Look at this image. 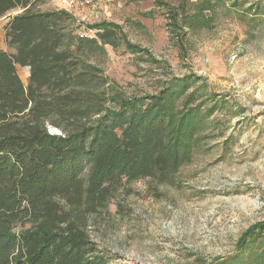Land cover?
<instances>
[{
    "label": "trees",
    "instance_id": "1",
    "mask_svg": "<svg viewBox=\"0 0 264 264\" xmlns=\"http://www.w3.org/2000/svg\"><path fill=\"white\" fill-rule=\"evenodd\" d=\"M43 1L0 0V19L19 11L3 27L8 50L0 48V264H107L87 232L91 217L123 185H173L194 152L223 135L212 122L228 102L194 75L126 97L88 60L115 26L92 25L95 38L81 39L73 16L40 12ZM181 8L168 18L183 35L212 29L221 12L248 25L264 20V0ZM17 66L29 69L25 86ZM236 243L210 264H264V221Z\"/></svg>",
    "mask_w": 264,
    "mask_h": 264
},
{
    "label": "rangeland",
    "instance_id": "2",
    "mask_svg": "<svg viewBox=\"0 0 264 264\" xmlns=\"http://www.w3.org/2000/svg\"><path fill=\"white\" fill-rule=\"evenodd\" d=\"M195 1L92 2L89 27L115 28L111 43L96 38L102 49L88 60L116 91L149 96L169 79L194 75L228 102L212 122L214 135H223L203 143L173 185H123L91 217L87 232L107 264H210L233 254L243 233L264 221V20L248 25L221 12L212 29L183 35L178 19L168 17ZM61 4L44 0L37 10H63ZM18 13L0 19L3 49L1 25ZM16 72L25 86L29 72L18 66Z\"/></svg>",
    "mask_w": 264,
    "mask_h": 264
},
{
    "label": "built area",
    "instance_id": "3",
    "mask_svg": "<svg viewBox=\"0 0 264 264\" xmlns=\"http://www.w3.org/2000/svg\"><path fill=\"white\" fill-rule=\"evenodd\" d=\"M62 8L74 18L75 26L77 27L75 34L81 39H93L96 36V31L90 28L87 24L94 12L93 0H61ZM95 34V35H94ZM261 207L264 212V200L261 202Z\"/></svg>",
    "mask_w": 264,
    "mask_h": 264
},
{
    "label": "crops",
    "instance_id": "4",
    "mask_svg": "<svg viewBox=\"0 0 264 264\" xmlns=\"http://www.w3.org/2000/svg\"><path fill=\"white\" fill-rule=\"evenodd\" d=\"M9 20V19H8ZM8 22V21H7ZM7 22H5V23H3V25H1V29H2V33H3V37H4V29H3V27H4V25L7 23ZM0 48L2 49V50H4V51H6V49H3L1 46H0Z\"/></svg>",
    "mask_w": 264,
    "mask_h": 264
},
{
    "label": "water",
    "instance_id": "5",
    "mask_svg": "<svg viewBox=\"0 0 264 264\" xmlns=\"http://www.w3.org/2000/svg\"><path fill=\"white\" fill-rule=\"evenodd\" d=\"M26 70L29 72V69L26 68ZM51 133H55L56 135H60V132L59 131H53V130H50Z\"/></svg>",
    "mask_w": 264,
    "mask_h": 264
}]
</instances>
